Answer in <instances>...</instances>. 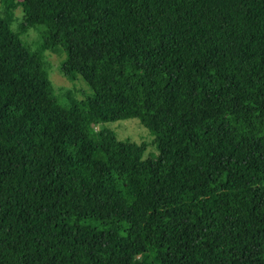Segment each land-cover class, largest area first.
I'll return each mask as SVG.
<instances>
[{"label":"trees","instance_id":"obj_1","mask_svg":"<svg viewBox=\"0 0 264 264\" xmlns=\"http://www.w3.org/2000/svg\"><path fill=\"white\" fill-rule=\"evenodd\" d=\"M0 7H20L21 31L38 28L32 49L0 15V264H141L132 262L137 234L153 264H264V0ZM44 50L62 53L60 73L90 95L59 98ZM125 118L150 140L106 126ZM32 220L48 233L37 243L13 233ZM70 231L80 245L64 260L51 236Z\"/></svg>","mask_w":264,"mask_h":264},{"label":"rangeland","instance_id":"obj_2","mask_svg":"<svg viewBox=\"0 0 264 264\" xmlns=\"http://www.w3.org/2000/svg\"><path fill=\"white\" fill-rule=\"evenodd\" d=\"M0 15L6 17L9 20L10 28L15 33H17L18 36L29 45V47H31L32 49H37L38 28L27 27L23 31L20 30L19 25L22 24L20 7H15L11 10L10 13L3 12L0 7ZM39 53L41 59L44 62V67L46 69V73L51 86L53 87L55 93L59 98H65V94L67 92H69L70 96H72L76 101L84 99L88 92L90 95L91 90L89 86L80 77L73 80H68L60 73L59 65L61 60L63 59L62 53L51 52L48 50L40 51ZM87 88L89 89V91ZM106 126L111 128L115 132L116 137L119 139L128 138L135 142H148L151 138L149 131L144 128L136 118H125L115 121H109L106 122ZM149 152H154V154L157 153L155 147L150 144L146 146L144 156L146 155V157L152 158L153 155ZM88 220L83 221L86 222L88 226L94 230L107 231L111 229V224H109L108 222L95 221V219L90 218ZM38 223L39 220H32L31 222H29V224H26L24 227L20 228V230L18 228L14 229L13 233L16 234L20 231L21 233H24L33 243H37V240L35 239L36 237L40 236L42 238H45L48 234L47 232H41L38 235L40 231L36 228ZM6 233V228L5 230L1 229L0 239L2 237H5L4 235ZM14 234L12 238L15 240L16 235ZM7 239L9 238H6V240ZM51 241L52 245L50 249L54 252H58L59 256L63 257L64 260H67L69 254L73 255L76 247L80 245V238L79 236H76L73 231L67 233L56 232L52 234ZM111 241L113 251L121 252L122 248L126 245V232L123 225H120L119 228L115 229L112 232ZM90 244H92L93 248L95 249V251H97V253H99L101 258L105 260L114 258L107 250L104 240L96 241L92 239ZM71 246L73 248H71ZM137 261H139L141 264H153L149 252L139 234L135 236L134 253L132 258V262L135 263Z\"/></svg>","mask_w":264,"mask_h":264}]
</instances>
